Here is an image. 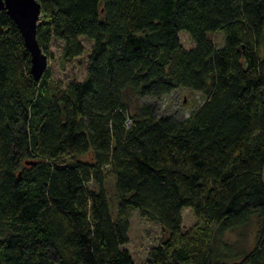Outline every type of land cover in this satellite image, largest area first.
Wrapping results in <instances>:
<instances>
[{"label": "trees", "instance_id": "1", "mask_svg": "<svg viewBox=\"0 0 264 264\" xmlns=\"http://www.w3.org/2000/svg\"><path fill=\"white\" fill-rule=\"evenodd\" d=\"M36 1L48 59L90 48L82 80H35L0 11V264H136L131 210L166 234L144 264H264V0ZM177 89L203 98L187 117L130 111Z\"/></svg>", "mask_w": 264, "mask_h": 264}, {"label": "rangeland", "instance_id": "2", "mask_svg": "<svg viewBox=\"0 0 264 264\" xmlns=\"http://www.w3.org/2000/svg\"><path fill=\"white\" fill-rule=\"evenodd\" d=\"M208 38L216 47H220L223 44V34L220 31L209 34ZM80 39L84 46V53L82 56L70 62H66L62 59V43L57 39H52L50 44L52 59L47 58V68L51 71V78L53 81H60L65 86L72 81H80L85 77L87 65L86 58L90 43L84 38ZM179 40L183 48L189 49L193 47V43L187 34L181 33L179 35ZM262 52L263 50H261L260 53ZM129 97V108L131 112L142 103H155L160 114H170L179 118L187 117L203 100L201 94L185 91L183 89L174 90L171 94L159 99L149 97L137 99L132 95H129ZM80 158L84 159L83 157ZM90 188L96 189L94 185H90ZM104 188L113 212L115 191L112 176L106 177L104 180ZM181 216L184 229L189 228L195 223L193 214L188 208L182 210ZM129 221V242L126 247L129 249L136 264H144L148 249L159 243L160 240L165 238L166 234H163L157 223L141 218L135 210L130 211ZM237 236L231 235L229 237L240 245L246 247L251 245L252 236L246 235L245 232Z\"/></svg>", "mask_w": 264, "mask_h": 264}, {"label": "water", "instance_id": "3", "mask_svg": "<svg viewBox=\"0 0 264 264\" xmlns=\"http://www.w3.org/2000/svg\"><path fill=\"white\" fill-rule=\"evenodd\" d=\"M15 23L30 54V73L40 79L47 68V56L42 52L36 35L40 20V5L36 0H0V11Z\"/></svg>", "mask_w": 264, "mask_h": 264}]
</instances>
